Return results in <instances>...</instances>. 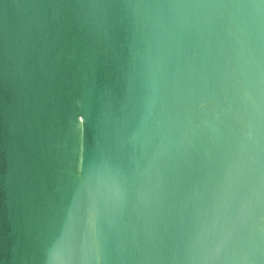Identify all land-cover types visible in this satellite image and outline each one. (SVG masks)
Returning <instances> with one entry per match:
<instances>
[{
    "label": "water",
    "instance_id": "95a60500",
    "mask_svg": "<svg viewBox=\"0 0 264 264\" xmlns=\"http://www.w3.org/2000/svg\"><path fill=\"white\" fill-rule=\"evenodd\" d=\"M0 264H264V4L0 0Z\"/></svg>",
    "mask_w": 264,
    "mask_h": 264
},
{
    "label": "snow or ice",
    "instance_id": "6c2138e0",
    "mask_svg": "<svg viewBox=\"0 0 264 264\" xmlns=\"http://www.w3.org/2000/svg\"><path fill=\"white\" fill-rule=\"evenodd\" d=\"M260 3H261V4H264V0H260Z\"/></svg>",
    "mask_w": 264,
    "mask_h": 264
}]
</instances>
